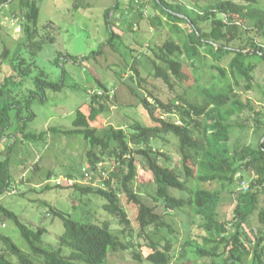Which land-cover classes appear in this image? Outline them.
Listing matches in <instances>:
<instances>
[{
	"label": "trees",
	"instance_id": "1",
	"mask_svg": "<svg viewBox=\"0 0 264 264\" xmlns=\"http://www.w3.org/2000/svg\"><path fill=\"white\" fill-rule=\"evenodd\" d=\"M139 1L138 8L151 4L164 15H155L151 23L155 27H168L176 39H167L157 47L158 52L154 47L150 48V53L155 56L151 58L154 75L172 94L167 101L149 88L148 94L143 92L141 83L147 80L136 66L137 49L131 48L133 60L128 66L134 75L127 85L139 105L148 112L153 125L135 122L129 131L115 125L93 126L92 123L100 116L110 112L109 102L114 96L113 91L99 81L100 90L90 97V112L85 114L78 109L71 129L54 127L40 134L23 135L36 140H44L50 133L82 136L87 145L84 157L89 172L96 171L106 160L114 161V169L109 179H104V186H82L71 176L70 180L75 183L68 187L79 195L101 197L104 210L124 229L116 233L109 222L101 225L81 223L60 210L52 209L51 213L60 218L65 227L60 247L55 250L44 244L45 228L27 226L14 212L0 204V224L6 219L14 221L29 248L25 253L11 237L0 233V264H108L111 253L133 248L132 242L125 238L130 220L121 203L122 194L127 204L137 209L135 222L139 236L144 239L140 247L149 249L145 260L150 264L191 263L193 260L201 264H264V206L261 203L264 190V142L261 144L264 138V105L236 89V86L240 87V80L246 83L247 92L262 87L256 82L259 64L255 60L263 63L264 67V45L257 38L246 37L250 30L244 29V25L251 22V31L255 30L258 37L264 38L263 0H222L206 7L198 5L199 9L167 0ZM128 2L125 6L118 2L106 10L109 38L103 49L93 52V56L103 55L107 47L112 52H119L123 36L114 30L118 22L125 23L126 28H121L124 33L137 31L135 25L128 24L130 16L127 13L134 7L133 0ZM120 9L124 11L119 16L112 14ZM6 10L11 11V15L6 16L7 20L13 17L20 19L22 38L13 53L7 47L0 53V64L8 62L16 72L0 81V141L13 127L14 112L15 119L23 122L19 132L25 130L27 119L22 117L24 102L25 108L32 111L36 97L44 102L46 89L60 91L62 87L61 82L52 81L43 70L32 78L38 68L36 57L47 42L55 41L51 33L47 37L41 35L39 0H0V19ZM140 16L144 18L142 12ZM182 24L189 28L184 30ZM52 28L55 25L49 22L43 30L49 32ZM233 42L244 43L235 48ZM202 50L213 58L212 68L218 70L222 78L232 75L236 82L227 83L222 89L203 87L199 91V100H188L187 90L178 91L184 82L190 81V77L184 64L176 57L186 52L195 66ZM25 51L33 56L34 68H30L23 55ZM145 56L149 58L150 54L147 52ZM229 56H233L229 63L230 73L220 65ZM72 60L78 62V58ZM28 79L34 80L35 89L25 100L17 99L13 95V86H20ZM169 135L178 143V166H172V157L157 147V143L168 141L166 137ZM12 147L13 144H9L3 151ZM140 164L153 177L150 203L143 198L144 193L136 189ZM38 169L40 166H36ZM239 170L243 171L250 184L248 192L243 191L236 178ZM51 173L47 172L48 181ZM215 183L236 192V204L230 219L220 213L222 192L210 189ZM236 183L239 190H232ZM11 185V160L7 158L0 162V199L11 192ZM53 186L48 185L47 189L64 190L60 183ZM160 207L172 217L171 221L159 212ZM178 213L187 218L184 222L186 236L181 241L176 227L180 225L175 221ZM195 226L202 231L201 234H194ZM177 242L180 244L178 249L175 247ZM65 249H70L71 253L65 256ZM133 254L136 260H143L141 252Z\"/></svg>",
	"mask_w": 264,
	"mask_h": 264
},
{
	"label": "rangeland",
	"instance_id": "2",
	"mask_svg": "<svg viewBox=\"0 0 264 264\" xmlns=\"http://www.w3.org/2000/svg\"><path fill=\"white\" fill-rule=\"evenodd\" d=\"M167 1L170 3H184L197 9L198 5L206 7L222 0ZM88 2L90 1L79 0L77 9L75 0H39L40 16L38 25L42 30L41 35L47 37L51 33L55 41L53 43L47 42L36 57L38 68L34 70L32 78L36 77L40 70H43L51 76L52 81L61 82L62 87L60 91L46 89L47 100L42 94L41 97H43L44 102L40 97H36L32 105V111L25 108L26 103L24 102L22 104L24 106L22 117L27 119L25 130L23 133L19 132L18 129L23 127V122L20 123L15 119L16 112H14L12 114L15 120L13 127L7 133V136L0 141V146L3 147L0 148V162L9 158L12 174L11 192L0 199V204L14 212L27 226L33 229L45 228L47 232L43 237L44 244L55 250L60 247V239L65 232V227L63 221L51 213L52 209L60 210L81 223L101 225L104 222H109L116 233H120L124 229V226L117 219L104 210L102 206L104 201L101 197L79 195L74 189L68 187V185L75 183V181L73 183L69 182L71 176H73V180H76L82 186L94 188L104 186V179H109L115 163L106 160L96 171L89 172V166L84 157L87 145L82 136L50 133L44 140H36L32 137L25 138L23 135L40 134L54 127L64 130L71 129L77 117L78 109H81L85 114L90 112V97L91 94H95L100 90L99 81L112 90L114 96L109 102L110 112L100 116L92 123L93 126L101 128L115 125L129 131L130 125L135 122H140L146 126L153 125L148 112L139 105L127 85L129 79L134 75L133 69L128 66L133 60L131 48L137 49L135 54L139 57L136 66L139 68L142 77L147 80L141 83L144 86L142 88L143 92L148 94L147 89L149 88L164 101L172 98V94L165 84L156 79L154 75L151 58H155V56L150 53L151 47H154L158 52L157 47L159 45H162L169 38L175 39L168 27H155L151 23V18L155 15L161 17H164V15L160 11H156L151 4L138 8L140 1L133 0L134 7L129 11L128 24L135 25L137 31L124 33L123 30L115 28L117 34L123 36L122 42L119 43V52H112L107 47L103 55L93 56V52L103 49V44L109 38L105 22V10L109 4L108 1L106 3L98 0L97 4L88 8L86 5ZM124 2L126 3L128 0ZM140 12L143 13L145 19H141ZM10 15L11 11L6 10L4 16L0 19L2 25L0 28V53L5 47L13 53L22 38V33L16 31L11 21L6 19V16L9 17ZM49 22H53L55 28L50 29L48 32L45 29L43 30V27ZM125 28L124 25L123 29ZM181 28L187 30L189 27L182 24ZM247 28L250 33L246 37L257 38L258 42L264 45V38L258 37L255 30L251 31V22L244 25V29ZM243 43L233 42L232 46L237 48L239 44ZM147 52L150 54L149 58L145 56ZM23 55L30 68H34L33 56L27 51ZM84 57L88 58L82 60ZM232 57L229 56L228 59L220 63L228 73H230L229 63ZM72 58H78V62H74ZM176 58L184 64L185 72L190 77V81L184 82L178 91L187 90L186 98L188 100H199V91L203 87L222 89L227 83L232 82L234 84L236 82L232 75H228L227 79L222 78L220 72L212 68L215 63L213 58L206 56L204 50L196 58L195 66L192 65L186 52ZM255 62L259 64L256 82L262 85L261 89L257 90L255 88L254 92H247L244 80L239 81L240 87L236 86V89L246 97L253 98L259 103L263 102L264 105V67L263 63L258 60H255ZM15 74L16 72L10 63L0 64L1 82L6 76ZM122 79L124 80L123 83H121ZM34 89V80L28 79L20 86L15 88L13 86V95L17 99L25 100L28 98L29 92ZM151 101L153 100L151 99ZM15 136L17 139H15ZM166 139L168 141L157 143V147L172 157V166H178L180 156L177 153V140L171 135L167 136ZM9 144H13V147L3 151ZM36 166H40V169L36 170ZM48 171L52 172L49 181ZM56 182L62 184L64 190L47 189L48 185L54 187L53 185ZM152 185V174L140 164L136 189L144 193L142 196L147 203L151 202L149 193ZM231 188L232 190H239L238 183L232 185ZM210 189H219L222 192L220 213L222 217L230 219L236 204L234 199L236 192L224 189L218 183L210 186ZM121 199L122 206L127 211L130 220L125 238L127 241L132 242L133 248L128 251L111 253L108 264H150L145 260L149 249L140 247V244L144 243V239L139 236V229L135 222L137 209L134 205L127 204L126 197L123 194ZM261 203L264 206V190L261 192ZM158 210L159 212L164 211L162 207ZM178 214L175 221L181 226H176L180 231L179 241H181L186 236L184 222L187 218L183 214ZM165 216L171 221L172 217L169 214H165ZM193 232L195 235H199L202 231L195 226ZM0 233L11 237L25 253L29 252L28 245L14 221L6 219L0 224ZM179 246L178 242L175 243L176 249ZM134 252H141L143 260H136ZM70 253V249L64 250L65 256ZM173 264L201 263L193 260L191 263L185 261L184 263L175 262Z\"/></svg>",
	"mask_w": 264,
	"mask_h": 264
},
{
	"label": "crops",
	"instance_id": "3",
	"mask_svg": "<svg viewBox=\"0 0 264 264\" xmlns=\"http://www.w3.org/2000/svg\"><path fill=\"white\" fill-rule=\"evenodd\" d=\"M86 1V0H85ZM90 2H88L86 5L88 6V8H91L92 7V5H95V4H97L98 3V0H89ZM96 1V2H95ZM99 1H101V2H106L107 3V1H108V4H109V6L106 8V10L108 9V8H111V7H115L116 6V4L118 3V2H120L121 3V5L123 4V6H125V0H99ZM79 0H75V6H76V8L78 9V7H79ZM106 10H105V12H106ZM122 11H124V10H119L116 14L115 13H112V14H114L116 17L117 16H119V13L120 12H122ZM127 15H129L130 16V14H129V12L127 13ZM117 18H114V20H116ZM124 24L125 23H120V22H118L117 23V26H115L114 27V29L116 28V29H119V30H122L121 28L122 27H124ZM116 32H117V30H115ZM134 31H136V28H134ZM118 33V32H117ZM45 100H47V98H45ZM0 148L2 149L3 147L2 146H0Z\"/></svg>",
	"mask_w": 264,
	"mask_h": 264
},
{
	"label": "built area",
	"instance_id": "4",
	"mask_svg": "<svg viewBox=\"0 0 264 264\" xmlns=\"http://www.w3.org/2000/svg\"><path fill=\"white\" fill-rule=\"evenodd\" d=\"M138 1V0H137ZM145 2H149V0H144ZM12 26L15 28L16 31L21 32V24L20 19L17 17H13L11 20ZM236 178L240 181V186L244 192H248L250 190L249 182L244 178V174L242 170H239ZM70 183H73L72 180H69Z\"/></svg>",
	"mask_w": 264,
	"mask_h": 264
},
{
	"label": "water",
	"instance_id": "5",
	"mask_svg": "<svg viewBox=\"0 0 264 264\" xmlns=\"http://www.w3.org/2000/svg\"><path fill=\"white\" fill-rule=\"evenodd\" d=\"M261 54V53H260ZM264 142V138H263V140H262V142H261V144Z\"/></svg>",
	"mask_w": 264,
	"mask_h": 264
}]
</instances>
